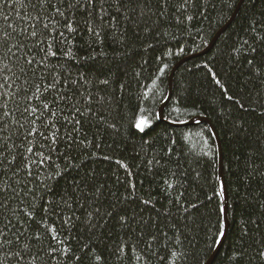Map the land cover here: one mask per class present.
Segmentation results:
<instances>
[{
  "label": "trees",
  "instance_id": "1",
  "mask_svg": "<svg viewBox=\"0 0 264 264\" xmlns=\"http://www.w3.org/2000/svg\"><path fill=\"white\" fill-rule=\"evenodd\" d=\"M71 2L0 0V264H206L198 118L211 264H264V0Z\"/></svg>",
  "mask_w": 264,
  "mask_h": 264
},
{
  "label": "water",
  "instance_id": "2",
  "mask_svg": "<svg viewBox=\"0 0 264 264\" xmlns=\"http://www.w3.org/2000/svg\"><path fill=\"white\" fill-rule=\"evenodd\" d=\"M230 22V21H229ZM222 32V30L213 38V40L211 41V43L209 44V46L207 47L206 51L209 50L213 44V42L216 40V38L218 37V35ZM183 61H180L177 65H175V67L173 68V71L171 72L170 75V80H169V93H171V82H172V77H173V73L175 72L176 68L182 63ZM169 97V96H168ZM168 99V98H167ZM167 101V100H166ZM165 101V103H166ZM165 103L161 106V108L159 109V120H162V114H163V107L165 106ZM198 121L200 122H205L208 127H210V129L213 131V134L215 136V140H216V144H217V148H218V178H219V183L221 185L222 188V195H223V220H224V229H223V233L222 236L215 248V250L213 251V254L211 255L210 259L207 261L206 264H211L217 250L219 249V247L221 246L225 235L227 233V229H228V219H227V211H228V196H227V191L225 188V182H224V177H223V166H222V151H221V147H220V143L217 139V136L211 126V124L208 122V120L206 118H198ZM190 122H188L187 124H189Z\"/></svg>",
  "mask_w": 264,
  "mask_h": 264
},
{
  "label": "snow or ice",
  "instance_id": "3",
  "mask_svg": "<svg viewBox=\"0 0 264 264\" xmlns=\"http://www.w3.org/2000/svg\"><path fill=\"white\" fill-rule=\"evenodd\" d=\"M88 2H89V4H92V3L95 2V0H88ZM43 3L44 4H47L49 7H51L54 10V15L55 16H61L62 18H64L67 21V31H69V32H73L74 31V29L72 27L73 21H72V18H71L74 15V12H71L70 11L69 16H65L64 15V9L71 10L72 8L75 7V5L71 2V0H67V2H65V0H43ZM58 3L62 4V7H59L58 6ZM45 11H46V9H45ZM31 27H32L31 33L25 32L24 29H21V31L24 32L25 35H30L33 38L36 37V36L41 35L40 33L36 32V30H35L36 29V25H32ZM44 27L45 28H48L50 26L47 23H45ZM49 35H51V33H49ZM59 35H60V37L62 39L64 38L63 31H61L59 33ZM97 35H98V33H97ZM45 42L46 41H43V40L40 41V43H45ZM37 46H39V44ZM28 63L29 64H32L33 63V60L29 59L28 60ZM32 111L35 112V109H33ZM145 123L146 122L142 120V121L139 122V124L137 125V127L140 128L141 131H142L143 130V126L145 125ZM31 134H34V133H31ZM29 152H31V149H29Z\"/></svg>",
  "mask_w": 264,
  "mask_h": 264
},
{
  "label": "bare ground",
  "instance_id": "4",
  "mask_svg": "<svg viewBox=\"0 0 264 264\" xmlns=\"http://www.w3.org/2000/svg\"><path fill=\"white\" fill-rule=\"evenodd\" d=\"M168 98V97H167Z\"/></svg>",
  "mask_w": 264,
  "mask_h": 264
}]
</instances>
